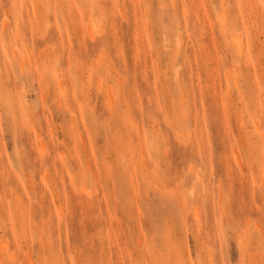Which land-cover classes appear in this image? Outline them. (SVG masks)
<instances>
[{"label": "rangeland", "instance_id": "1", "mask_svg": "<svg viewBox=\"0 0 264 264\" xmlns=\"http://www.w3.org/2000/svg\"><path fill=\"white\" fill-rule=\"evenodd\" d=\"M237 4L0 0V264H264V79L231 80Z\"/></svg>", "mask_w": 264, "mask_h": 264}, {"label": "bare ground", "instance_id": "2", "mask_svg": "<svg viewBox=\"0 0 264 264\" xmlns=\"http://www.w3.org/2000/svg\"><path fill=\"white\" fill-rule=\"evenodd\" d=\"M238 4H237V17L236 16H232L229 15L225 22L227 23V28L229 29V31L224 28L221 30V33L223 35L226 34H230L232 35V38L234 40V46L237 48L235 49L240 57V66L241 69L243 70V78H238V74H236L238 77L235 78L231 77V80L234 83V86H238L240 83V79L245 81V84H249L251 85H260V80L264 79V67H262V62L260 61V56L257 54L256 52V43L254 42V40H252V38H250V42L251 44L248 43V40L246 42V44H242L243 42V36L246 33V31L248 29H256L259 30L261 29L264 32V0H235ZM177 4L176 3H172V7L173 13L175 14L173 16L174 18V23L175 25L179 26L178 30L177 28H171V31H176L178 34V44H180L181 49L184 48L186 45L185 44V40H189L190 39V35H189V30H188V25H187V21H188V16L185 13V8L182 6L179 9H177ZM228 10V7H227ZM226 10V12H227ZM190 17V15H189ZM190 19V18H189ZM171 20V19H170ZM183 29L185 30V33L183 32ZM195 33V32H194ZM197 39V38H196ZM201 40H199V38L197 39V46L199 51L202 50H206L208 52V48L205 47V45L203 43H200ZM188 42V41H187ZM185 49V48H184ZM187 49V48H186ZM240 49V50H239ZM201 51V52H202ZM180 53L182 54V50H180ZM208 54V53H207ZM210 54V53H209ZM203 55V54H202ZM201 55V56H202ZM205 56V55H203ZM207 56V55H206ZM205 56V57H206ZM169 57L171 58V60L173 61V63H177L179 65L184 64V60L176 58L175 56L171 57L169 55ZM209 57V56H208ZM207 58V57H206ZM195 62V61H194ZM200 62V61H199ZM207 62V59L204 60V63ZM208 65V64H207ZM213 65V64H210ZM206 66V65H205ZM257 66H259L260 70L262 71L260 74H258L260 71H258V69L256 68ZM255 69V72L252 73V69ZM236 70V69H235ZM235 70L233 72H235ZM231 72V71H230ZM239 72V71H238ZM237 73V72H235ZM181 74V73H180ZM231 74V73H230ZM241 80V81H242ZM243 84V83H242ZM240 84V85H242ZM240 91V86L237 88ZM249 102V101H248ZM247 106V105H246ZM250 106V105H249ZM70 108V107H69ZM248 108V107H247ZM185 109H187V106H185ZM247 110V109H246ZM250 111V110H249ZM171 112V110H170ZM254 115V114H253ZM153 116V115H152ZM189 114H187V118H188ZM252 117V116H251ZM255 117V116H254ZM253 118V117H252ZM258 118V117H257ZM189 119V118H188ZM254 120V119H253ZM152 122V121H151ZM197 122V121H196ZM257 122V120L255 121V123ZM172 125L173 122H171ZM155 125V124H153ZM170 125V124H169ZM176 125V124H175ZM155 127V126H154ZM176 126H172L171 128H174ZM261 127V126H260ZM260 127L257 124H254V130L256 131V134L258 132H260ZM153 133V131H152ZM155 133H157L155 131ZM174 133V132H173ZM177 134V133H176ZM158 135H161L158 133ZM157 135V136H158ZM179 135V134H178ZM154 136V135H153ZM180 136V135H179ZM162 138V137H161ZM135 139V137H134ZM156 139V137H155ZM161 140V139H160ZM142 142V141H141ZM161 142V141H160ZM138 144V143H137ZM154 147H155V140L153 141ZM142 145V144H141ZM157 145L159 146L160 144ZM139 148V147H138ZM156 148V147H155ZM145 149V148H144ZM143 150V149H142ZM157 150V148L155 149ZM144 151V150H143ZM142 151L141 154H144ZM160 151V150H159ZM158 152V151H156ZM167 153V152H165ZM173 153V152H172ZM180 153V152H179ZM181 154V153H180ZM144 156V155H143ZM168 156V155H167ZM182 156V155H181ZM161 157V156H160ZM165 159V158H164ZM183 159V158H182ZM143 160V158H142ZM87 161V160H86ZM196 162V161H195ZM87 163V162H86ZM89 164V163H88ZM187 165V164H186ZM175 166V165H174ZM179 168V167H178ZM169 169V168H168ZM147 170V169H145ZM146 172V171H145ZM158 183V182H157ZM161 185V184H160ZM86 188H84L83 191H85ZM160 190V189H159ZM160 192V191H159ZM163 192V191H162ZM227 210V209H226Z\"/></svg>", "mask_w": 264, "mask_h": 264}]
</instances>
